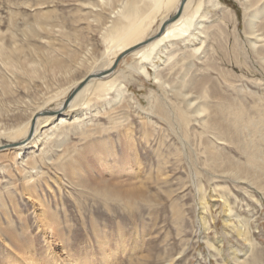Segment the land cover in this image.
<instances>
[{"label":"rangeland","instance_id":"374dc122","mask_svg":"<svg viewBox=\"0 0 264 264\" xmlns=\"http://www.w3.org/2000/svg\"><path fill=\"white\" fill-rule=\"evenodd\" d=\"M27 1L33 0H0V30L7 49L12 48L9 37L16 35L14 39L17 47L20 48L21 58L26 57L28 61L37 60L38 57L33 53L30 45L42 47L39 43H43L45 47L46 42L53 37L55 42L52 39L50 41L55 47V53H58L63 45L68 46L67 49H70V52L72 50L76 52L80 60H91L93 57L100 59L104 48L100 42H97L99 40L97 28L99 29L100 24L96 23L94 16L97 13L96 8L92 9L90 6V9L88 5L83 6L82 0H78L80 4L76 0H65V2L50 0L54 6L49 4L31 9L27 8L28 6L24 7ZM92 1L96 2V0ZM197 1L194 0L193 7L196 6ZM220 1L235 13L236 21L227 14L230 17L226 16L218 22V15L214 10L202 7V10L210 14L211 25H215L212 32L215 34L217 46L213 47L215 51L210 49L209 53L212 64L227 71L232 69L234 74L226 72L227 74L222 75L211 68L203 70L204 65L197 58H191L184 64L193 63V71L198 69L200 72L204 71L210 81L215 83V90L221 93V96L241 101L248 109L250 108L252 113H264V66L258 63L250 52L248 40L242 32L244 10L237 0ZM101 3L98 2L99 6L107 4L103 2L101 5ZM36 9L44 12L54 11L57 19L55 15H52V25H60V27L57 25L58 27L52 28L51 33H54L49 39L47 35H44L45 33H40L44 42L39 39L40 42L38 38L27 37L26 39L20 31L24 29L25 21L26 24L33 21L32 15ZM91 10L95 13L91 14ZM11 12L16 14L17 19L13 26L8 24ZM158 22L159 16L152 23V30L156 28ZM74 29L80 36L76 40L80 42L79 44L74 39H66L64 35L62 37L64 33L75 32ZM211 40L203 45H199L195 40L192 42L197 47H201V54L203 48L212 44ZM177 46L184 49L182 42H178ZM32 54L34 56H31ZM13 58L17 60L15 56ZM109 58H113L112 52L109 53ZM131 62L132 58L125 56L111 72L125 71L128 75L129 79L126 80L128 82H125L127 102L118 106L113 112L115 116L124 113L127 115V120L119 128L111 129L103 135H93L88 138L73 137L67 142V146L76 149L77 153L73 154V157L77 154L80 156V163L76 169L88 176L92 182L95 180L99 183L108 182L123 191L145 196L148 202L141 203L140 209L128 210L114 205H105L98 199L96 203L90 197L80 198L77 193L80 189L73 186L75 181L70 180L73 179L72 177H64L62 172L51 165V162L44 165L40 161L38 169L31 172L34 183L28 195L26 192L28 185L24 176L10 159L12 155L10 151L14 149L9 147L8 140L1 139L0 166H7L4 171H0V264H26L24 251L28 245L33 247L32 264H106L107 262V264H219L221 260H224L226 264H237L232 256L235 253L245 258L243 253L247 244L237 236L232 226L224 222L226 220L223 213L224 203L217 195L225 196L233 205L235 213L241 218L248 219L256 248L253 251L254 255L248 256L247 260L251 264H264V191L246 181L235 180L230 174L221 173L220 169H213L205 161L204 147L200 144V137L190 134L188 138H185L184 131L179 127L178 122L173 121L172 111L174 106L179 104V100L176 97L173 98L170 92L171 87H164L166 91L163 87H159L154 82V75L150 70L148 78L127 72L126 67ZM156 64L163 66L162 61L159 60ZM83 71L78 69L76 72L79 75ZM164 71L166 74L163 75H169L167 77L169 79L175 78L172 79L174 82L181 78L177 70L172 72H176V75L178 73L179 79L176 78L175 73H171L175 76L173 77L167 74L168 70ZM16 72L8 71L0 65V74L7 79L14 81L13 77L19 74ZM37 81L26 93L16 88L17 92L12 94L13 97L11 95L10 99L9 97L4 99L6 104L4 109L9 112V115L28 113L29 110L25 108L26 104L23 102L28 103L30 98H34L33 93L40 92L41 87L38 85L41 86V81ZM150 92L157 95L158 100L161 99L159 102L164 101L162 104L164 103L167 110L169 109V114L172 113V119L159 117L155 109L149 110ZM186 95L189 99L191 96L192 99L196 97L195 91L191 89L186 91ZM166 97H169V101ZM195 99L194 102L198 103ZM61 100L51 102L47 108H55ZM203 101L209 103L211 100L207 96ZM170 103L173 105L170 106ZM26 109L28 111H25ZM93 122H98L102 128H110L104 115L94 118ZM126 125L131 126L133 130V146L130 148L124 143L123 126ZM193 127L196 135L205 134L198 126L193 125ZM193 127L190 128L191 132ZM146 132L151 133L147 138ZM245 138L248 140L246 136ZM104 141L107 143L105 147L112 148L113 151L104 163L99 164L96 151L91 152L89 145L97 142V146L104 147ZM253 145L264 159V140L255 137ZM222 147L225 149V156H229L231 161L240 163L238 167L243 173L247 171L253 177L254 174L259 175L258 169L254 173L252 169L254 166L262 167L260 170L264 168L263 160L257 162L249 160L234 145H222ZM38 151L36 150V155ZM58 154L60 152H57ZM50 155L53 160L57 157L55 153ZM125 161L128 166L130 165L127 170L129 172L123 171L122 165ZM250 162L252 166L247 170L244 165ZM223 167L226 169L230 166ZM26 170L30 169L26 168ZM199 185H202L205 190L203 201L209 204L206 211L202 210L203 201L197 192ZM216 185L220 187L216 188ZM213 187L216 191H213ZM250 195L254 199H251ZM234 223L237 224V222ZM101 238L104 239L102 245L99 243ZM206 238L218 249L219 256H216V259L212 256L214 252L207 246ZM23 247L25 248L22 249ZM252 256L254 258H251Z\"/></svg>","mask_w":264,"mask_h":264},{"label":"bare ground","instance_id":"6f19581e","mask_svg":"<svg viewBox=\"0 0 264 264\" xmlns=\"http://www.w3.org/2000/svg\"><path fill=\"white\" fill-rule=\"evenodd\" d=\"M52 1H27L24 7L28 6L27 8L30 7L33 9V7L41 8L49 4L51 6ZM237 1L244 10L242 32L248 40L249 50L256 61L264 66V0ZM82 2H84L82 4L83 6L88 5L90 9L91 7L92 9L96 8L95 11H97L94 15L97 21L96 23L100 24L99 29L97 28L99 30V40L97 42H100L104 48L100 59L93 57L91 60H80L76 52H73V50L70 52V49H67L68 46L63 45L59 48L60 54H58L59 51L55 53V47L50 41L53 37L49 39L51 34L53 35L54 33H51L52 28L58 25H52V15H55L54 11L44 12L36 9V12L32 15L33 21L29 22V24H26L25 21V27L23 25L24 29L20 30L26 39L27 37L38 38L37 40L41 39L42 42H44V39L40 33L43 32L45 33L44 35H47L46 37L49 41L46 42L45 47H43V43H39L42 47H36L35 45L32 47L33 44L28 42L31 44L29 45L33 53L38 57H35L37 60L28 61L26 57L24 59L21 58L20 48L17 47L14 39L16 35L15 37L14 35L9 37L12 48L10 50L7 49L5 47L6 44H4L3 33L0 30V65L4 69H8V71L14 70V72L17 71L19 73L13 77L14 81L0 74V145L1 139H6L10 145L7 146L14 149L10 151L12 152L10 159L14 162L16 169H20V172L24 176L23 178L28 185L27 194L30 195L34 183L31 172L38 169V162L40 161L44 165H47V162H51V165L57 171L62 172L64 177H72L73 179L70 180L75 181L73 186L80 189V191L77 190L80 198L90 197L96 203L98 199L105 205H114L128 210L140 209L141 203L148 202L145 196L136 195L131 191H123L108 182L99 183L97 180L92 182L88 176L76 169V166L80 163V156L77 154L73 157V154L77 153L75 151L76 149H71L67 146V142L73 137L88 138L93 135H103L111 129L119 128L127 120V115L124 113L115 116L113 112L118 106L127 102V87L125 82H128L126 81L128 75L125 71L111 73L114 71H111V68L116 58L124 53H126L125 56L132 58V62L126 67L127 72L140 74L148 78L150 77V70L153 72L154 82L159 87H163V89L164 87H171L170 92L174 96L173 98L176 97L179 100V104L174 106L173 111L171 110L174 115L173 121L176 120L178 122L179 127L184 131L185 138H188L190 134L200 137V144L204 147L205 161L213 169H220L222 170L220 171L221 173L230 174L235 180L246 181L264 191V168L260 170L262 167L254 166L252 168L254 173L258 169L259 175L255 176L254 174L253 177L247 171L243 173L238 167L240 163L233 159L231 161L229 156H225V149L222 147V145H234L249 160L256 162L263 160L264 167V159L253 145V139L255 137H260L264 140V113H252L249 110L250 108L248 109L241 101L227 99L221 96V93L215 90V83L210 81L209 76L206 73L205 75L204 71L200 72V69L193 71V63L189 62L184 64V62H187L191 58H197L199 62L201 61L203 63V70L211 68L222 75L227 74L226 72L234 74L232 69L227 71L224 68L215 66L214 63L212 64L209 51L210 49L214 50L215 48L213 47L217 46L215 44V34L212 32L215 25H211L210 14L202 10L203 6L214 10L218 15V22H221L226 16H229L227 14H230L233 20L236 21V15L230 7L224 5L220 0H198L196 6L193 7L194 0H185L180 14L173 21H169L177 14L182 0H96V2L82 0ZM98 2H105L107 4L104 3V6H99ZM78 3L80 4L79 1ZM25 4L23 3V5ZM64 4L66 5V3ZM52 6L54 5L52 4ZM93 13L95 12L91 14ZM55 16L57 19V15ZM157 16H159V22L156 28L152 30L151 25ZM15 19L16 14L11 12L8 24L13 26ZM58 26L60 27V25ZM162 27L163 29L161 31ZM72 32L69 34L62 32L64 33L62 37L64 35L66 39H74L77 42L76 40L80 36H78L79 34L76 33V30ZM210 39L214 43L212 42L211 45L203 48L201 54V47H197L192 42L195 40L198 41L199 45H203ZM53 40L55 42V39ZM25 42L23 43L25 44ZM178 42L184 44V49L178 48ZM21 48L23 47L21 46ZM111 52L113 58H109V53ZM244 54L246 55L245 52ZM31 56L34 55L32 54ZM157 60L162 61L163 66L157 65ZM78 69L84 70L83 73H79L78 75L76 72ZM165 69L169 72L167 74L175 73L174 75H176V72L172 71H179L181 74L180 80L174 82L172 79L175 78L169 79L167 78L169 75L164 76L166 74ZM10 73L13 74V72ZM174 75L172 76L175 77ZM176 78L179 79L178 73ZM37 80L41 81V86L37 84L38 87H41L40 92L33 93L34 98L29 97L30 101L28 103L26 101L23 102V104H26V107H24L29 110H25L28 113L21 115L13 113L9 115V112H6L7 110L5 111L4 109L6 106L4 99L7 97L10 99V96L13 93L15 94L16 88L26 93V91L32 88L34 82H38ZM207 84H209V87H207ZM166 88L164 89L165 91ZM189 89L195 91L197 98L195 97L196 99H194L198 103H195L196 101L194 102V99L191 98L192 96H189L190 99L188 98L190 93L186 95V91ZM156 96L153 92L149 93V110L155 109L159 117L172 119V113L169 114V109L167 110L166 106L163 105L164 103L162 104L164 101L159 102L161 99L158 100L159 97L157 98ZM207 96L210 97V104L203 101ZM59 99L62 100L60 103L58 102L55 108H47L48 104ZM68 99V103L65 104ZM168 101L166 102L168 103ZM92 103H94L93 106H91ZM171 104L170 106L173 105ZM65 109L68 110L64 111ZM99 115L106 117L110 125L109 129L102 128L98 122H93V119L98 118ZM192 124L195 127L198 126L205 134L198 133L196 135ZM91 126L93 128H89ZM191 127H193V132L190 130ZM132 131L131 126H123L124 143L129 148L133 146ZM150 134L146 132L145 137L147 138ZM96 143H94L96 146L93 144L89 145L91 147L90 151H96L98 156L96 157L98 158L97 162L102 164L113 150L112 148L105 147L107 146L106 141H104V147L97 146ZM36 150H39L37 155ZM57 152H60V154L57 155ZM51 153L57 155L55 160L51 158ZM126 161L122 165L123 171H127L130 166H128ZM226 165L230 167L224 169L223 166ZM251 166V162L244 165L247 170ZM5 167L0 166V171H4ZM26 168L30 170L28 171ZM215 187L218 188L220 186L216 185ZM213 191H216V189L214 188ZM197 192L201 201H203L205 196L204 187L199 185ZM217 197L224 203L223 213L226 219L224 222L232 226L237 236L247 244H245L246 250L243 253L245 258H241L235 253L232 258L237 264H251L247 258L250 255H254L253 251L256 248V242L251 236L248 219L239 217L235 213V210H233V205L228 202L225 196L217 195ZM250 197L254 199L252 195ZM255 201L257 200L255 199ZM201 205L202 210L206 211L208 209L209 204L207 205L205 201ZM234 222H237V224ZM102 238L99 239L101 245L104 244V239ZM205 241L208 248L214 252L212 256L214 258L219 256L217 247L208 238ZM24 252L26 264H32V245H28ZM251 258L254 257L252 256ZM219 264L226 263L224 260H221Z\"/></svg>","mask_w":264,"mask_h":264},{"label":"water","instance_id":"95a60500","mask_svg":"<svg viewBox=\"0 0 264 264\" xmlns=\"http://www.w3.org/2000/svg\"><path fill=\"white\" fill-rule=\"evenodd\" d=\"M184 1H185V0H182V2H181V6H180V9L178 10L177 14H176L174 17H172L169 21H173V20H174L179 14H180V11H181V8H182V5H183ZM164 26H165V25H164ZM164 26H163V27H164ZM163 27L161 28V31H162ZM125 55H126V53L121 54L120 56H118V57L116 58V60H115V62H114V64H113V66H112V68H111V71L114 70V69L116 68V66H117V64L119 63V61H120ZM68 101H69V99L66 100L65 104H67Z\"/></svg>","mask_w":264,"mask_h":264}]
</instances>
